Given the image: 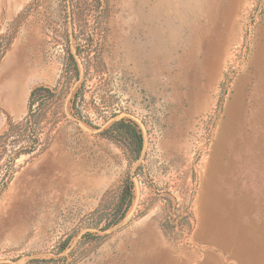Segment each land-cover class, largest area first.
Wrapping results in <instances>:
<instances>
[{
	"label": "rangeland",
	"instance_id": "rangeland-1",
	"mask_svg": "<svg viewBox=\"0 0 264 264\" xmlns=\"http://www.w3.org/2000/svg\"><path fill=\"white\" fill-rule=\"evenodd\" d=\"M0 37V72L12 69L0 133L25 117L32 88L56 86L68 54H80V79L62 81L50 109L49 145L16 160L0 195V264H264V0H77L74 10L0 0ZM80 87L77 108L94 127L71 114ZM122 118L143 136L132 165L99 136ZM128 174L125 219L90 229ZM211 198L208 248L193 236ZM92 232L101 243L79 245Z\"/></svg>",
	"mask_w": 264,
	"mask_h": 264
},
{
	"label": "trees",
	"instance_id": "trees-1",
	"mask_svg": "<svg viewBox=\"0 0 264 264\" xmlns=\"http://www.w3.org/2000/svg\"><path fill=\"white\" fill-rule=\"evenodd\" d=\"M63 2L72 10L75 9L77 4V0H63ZM72 16L74 17L73 14L70 17ZM5 53L6 49L0 53V61ZM79 55L78 47H76V54H68L67 65L56 86L40 85L30 90L26 105L27 112L22 120L14 121L7 118L6 127L0 133V195L7 189L16 173V160L21 155H31L49 145L52 138L50 133L58 123V121L53 120L50 109L58 101L61 90L58 86L62 84V81L63 83L77 82L80 79V68L76 59ZM80 90L81 87L73 93L72 98L69 100L70 111L78 120L91 126L92 124L81 114L76 105L80 97ZM99 136L122 145L130 165L140 159L143 150V136L137 124L133 121L124 118L115 121L104 128ZM136 172L135 176L137 175ZM132 178L131 175H126L112 199L107 200L105 196L103 202L91 213L88 219L90 229L105 232L125 219L135 198ZM103 238L104 235L101 236L96 232L85 233L81 236L79 245L87 241L96 242L98 246ZM73 239L74 236L67 238L60 245L58 251L64 252L67 250Z\"/></svg>",
	"mask_w": 264,
	"mask_h": 264
},
{
	"label": "crops",
	"instance_id": "crops-1",
	"mask_svg": "<svg viewBox=\"0 0 264 264\" xmlns=\"http://www.w3.org/2000/svg\"><path fill=\"white\" fill-rule=\"evenodd\" d=\"M11 62V61H10ZM10 62L7 64V65H5V66H3V69H2V71L0 72V90H4L5 91V94H7L8 95V89H9V82L7 81H5L4 80V77H5V75H6V73L7 72H11V65H9L10 64ZM14 77H19V75H17L16 74V71H12V73H11ZM0 95H2L1 93H0ZM198 226H199V224H198ZM197 230H198V227H197ZM197 230L195 231V234H194V236H193V241L195 242V243H197V244H202V245H205L206 247H208V248H210V247H213V246H215V245H213V244H210V243H207V242H205V241H202V240H198V239H196V233H197ZM141 239H139V241L142 243H144V242H146V243H144V245L143 244H139V245H135V246H132L131 248L136 252V254L138 253V249H143V248H147L148 247V245H149V241L151 240V238H149L147 235H145L144 234V236H141L140 237ZM144 240V241H143ZM208 255H211L210 253H207ZM138 255V254H137ZM206 256L205 255H203V257H202V259H200L199 261L200 262H204L205 261V258ZM136 258V257H135ZM223 261L221 258L220 259H215L214 258V256L213 255H211V257H209L207 260H206V262H205V264H209V261H211V262H213L214 264H223L221 261ZM219 261V262H218Z\"/></svg>",
	"mask_w": 264,
	"mask_h": 264
},
{
	"label": "bare ground",
	"instance_id": "bare-ground-1",
	"mask_svg": "<svg viewBox=\"0 0 264 264\" xmlns=\"http://www.w3.org/2000/svg\"><path fill=\"white\" fill-rule=\"evenodd\" d=\"M205 193H206V189L203 190V195H202L203 197L206 195ZM210 197H211V195H210ZM208 201H209V203L205 206L202 205V202H203L202 201L201 202L202 207L198 211V213H199V221H198L199 226H198V230H197V233L195 236L196 239H198V240L213 238V233L211 231L210 217H211V209L214 208V205H213L212 198L209 199Z\"/></svg>",
	"mask_w": 264,
	"mask_h": 264
},
{
	"label": "water",
	"instance_id": "water-1",
	"mask_svg": "<svg viewBox=\"0 0 264 264\" xmlns=\"http://www.w3.org/2000/svg\"><path fill=\"white\" fill-rule=\"evenodd\" d=\"M108 231V230H107Z\"/></svg>",
	"mask_w": 264,
	"mask_h": 264
}]
</instances>
